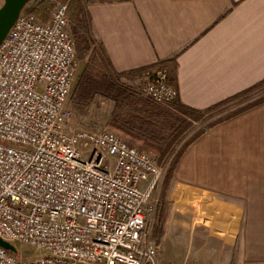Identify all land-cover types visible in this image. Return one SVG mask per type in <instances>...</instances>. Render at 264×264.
Here are the masks:
<instances>
[{
  "label": "built area",
  "instance_id": "1",
  "mask_svg": "<svg viewBox=\"0 0 264 264\" xmlns=\"http://www.w3.org/2000/svg\"><path fill=\"white\" fill-rule=\"evenodd\" d=\"M45 21L24 7L0 44V264H159L147 230L164 163L110 130L73 125L68 98L79 68L67 3ZM136 87L170 106L167 70ZM200 127L194 123V130Z\"/></svg>",
  "mask_w": 264,
  "mask_h": 264
},
{
  "label": "crops",
  "instance_id": "2",
  "mask_svg": "<svg viewBox=\"0 0 264 264\" xmlns=\"http://www.w3.org/2000/svg\"><path fill=\"white\" fill-rule=\"evenodd\" d=\"M87 10L116 71L175 56L176 99L190 108L264 78V0H95ZM153 219L159 264H264V102L189 144Z\"/></svg>",
  "mask_w": 264,
  "mask_h": 264
},
{
  "label": "trees",
  "instance_id": "3",
  "mask_svg": "<svg viewBox=\"0 0 264 264\" xmlns=\"http://www.w3.org/2000/svg\"><path fill=\"white\" fill-rule=\"evenodd\" d=\"M61 1L67 3L68 27L74 39L76 56L80 62H83V68L71 92L69 108L78 116H86L96 100L109 101L112 103L111 120L115 128L138 142L158 146L163 155L169 154L184 135L194 129V123L199 124L207 115L264 89L263 78L252 86L203 110L185 106L177 99L170 106L157 104L142 96L133 83L140 81L146 70L160 67L167 70L168 82L177 87L175 56L149 66L118 72L112 66L102 42L94 32L87 4L95 0ZM33 2L35 4L30 11L38 19L45 21L54 3L48 0H33ZM263 102L264 96L228 116L236 115ZM214 124L215 121L206 126L203 124L183 143L166 172L165 188L172 180L184 150Z\"/></svg>",
  "mask_w": 264,
  "mask_h": 264
},
{
  "label": "rangeland",
  "instance_id": "4",
  "mask_svg": "<svg viewBox=\"0 0 264 264\" xmlns=\"http://www.w3.org/2000/svg\"><path fill=\"white\" fill-rule=\"evenodd\" d=\"M2 2H3V0H0V6H1ZM34 4L35 3L32 0L29 3H27L25 7H26V9L29 10L34 6ZM48 18H49V15H48L47 19ZM82 68H83V62L79 61V68H78L76 80H77V77H78L79 73L81 72ZM76 80H75V83H76ZM75 83H74V85H75ZM141 83H142L141 80L136 81L133 83V86L138 87L139 84H141ZM74 85H73V87H74ZM263 96H264V89H262L260 91H256L253 94H250L245 99L236 101V102L228 105L225 108H222L220 110H217V111L211 113L210 115H208V117L206 118L205 121H207L206 123H211V122H214L220 118L226 117L230 113L237 111V110H239V109H241L247 105L254 103L258 99L262 98ZM70 97H71V94L68 98V105H69ZM111 111H112V103L111 102L106 101V100H100V99L96 100L91 105V107L89 108L88 114L86 116H78L74 113L73 125L76 128L89 129L92 131L110 130V131L116 132L117 134L121 135L124 139H126L129 143H132V144L138 146L140 149L152 154L154 157H156L159 164L164 163L166 166L164 177H163L162 181L160 182V184L158 186V190H157V197L159 199L158 205H159L161 198H162V195H163L164 190H165L164 179H165L166 172H167L172 160L175 158V155L178 153L180 147L183 145V143L186 140H188L191 137V135L193 133H195L197 131V129H195V130L193 129V130H191V132L186 133L184 135V137L178 142V144L173 148V150L169 152V154L163 155L158 146L153 145V144H149V143L138 142V141L134 140L132 137L127 136V135L121 133L120 131H118L112 123ZM206 123L203 122V124H206ZM201 126H203V125H201ZM153 223H155V219H153L152 221L148 220L146 228H147V230H149L150 236L152 238H155L153 236V233H154L153 232L154 230L152 228V226L154 225ZM11 244H12V246H14L16 248V253L21 254L22 258L31 259V258H34L36 256L34 253H31V250L26 245H23L20 243H11ZM172 264H179V262H173Z\"/></svg>",
  "mask_w": 264,
  "mask_h": 264
},
{
  "label": "water",
  "instance_id": "5",
  "mask_svg": "<svg viewBox=\"0 0 264 264\" xmlns=\"http://www.w3.org/2000/svg\"><path fill=\"white\" fill-rule=\"evenodd\" d=\"M32 0H3L0 6V44L16 21L21 10ZM0 246L15 251V247L0 238Z\"/></svg>",
  "mask_w": 264,
  "mask_h": 264
}]
</instances>
